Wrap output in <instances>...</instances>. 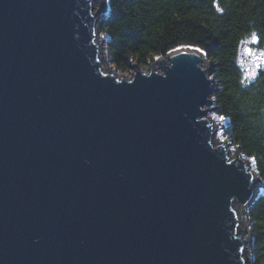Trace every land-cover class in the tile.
I'll list each match as a JSON object with an SVG mask.
<instances>
[{
    "label": "water",
    "instance_id": "obj_1",
    "mask_svg": "<svg viewBox=\"0 0 264 264\" xmlns=\"http://www.w3.org/2000/svg\"><path fill=\"white\" fill-rule=\"evenodd\" d=\"M98 1L0 0V264H252L264 181L214 140L205 52L116 75Z\"/></svg>",
    "mask_w": 264,
    "mask_h": 264
},
{
    "label": "trees",
    "instance_id": "obj_2",
    "mask_svg": "<svg viewBox=\"0 0 264 264\" xmlns=\"http://www.w3.org/2000/svg\"><path fill=\"white\" fill-rule=\"evenodd\" d=\"M101 23L110 61L121 72L181 45L202 49L214 78L215 110L264 181V68L246 80L238 61L247 37L255 35L264 48V0H109ZM249 220L254 264H264V195L250 206Z\"/></svg>",
    "mask_w": 264,
    "mask_h": 264
},
{
    "label": "rangeland",
    "instance_id": "obj_3",
    "mask_svg": "<svg viewBox=\"0 0 264 264\" xmlns=\"http://www.w3.org/2000/svg\"><path fill=\"white\" fill-rule=\"evenodd\" d=\"M96 8H99V1L96 0ZM108 13V11L105 12L104 11L102 13H100L97 17V25H100L103 18L106 16V14ZM104 34L105 35V39L104 42L102 44V36H100V45L102 44L103 47V55H104V59H105V64L107 66V69L110 70H114V66L112 65L111 61H110V57H109V53L107 51V41H108V35L106 33L103 32L102 28H101V33L100 35ZM154 61V60H153ZM152 61V62H153ZM238 61L239 64L242 66V69L244 71V75L246 77V80L250 79L251 77H253L254 75L257 74V72L261 69L264 68V48H262L261 46H259L257 43L254 42L253 37H247L246 39H244L242 41L241 44V50L239 52V57H238ZM152 62H150L149 64H151ZM149 64H147L146 66H141V68H149ZM155 68H159L160 67V62L155 63ZM102 67L106 68L104 63L102 62ZM116 69V68H115ZM130 72H121L119 70L115 71L116 75H123V76H130L132 74V70L134 69H130ZM207 108L208 107H212L210 109H208L207 111V117L214 121V125L216 126V131H215V135H214V140H216L217 143H221L224 142L226 144L227 149L229 150L230 154L234 155L235 151H233L236 147L234 145H237L228 135L227 133V128H228V124L226 119H223V124L219 122L220 117L216 110H215V101L213 100V98L211 99V102L209 105H206ZM219 122V123H218ZM240 156L242 158L247 159V161L249 162V164L252 167H255V162L253 163L252 159L247 158L246 156L242 155L240 150H239ZM249 208L250 207H246L247 213L249 215ZM238 211H241L240 213L242 214V207L241 209L239 208ZM242 232L244 234H248L247 230L242 229ZM250 231H251V254L253 255L252 257V264H254L255 262V257H254V253H253V243L255 241L254 235L252 233V229H251V222H250ZM249 245V243H247V246ZM246 264H251L250 261V257H249V251L247 250V254H246Z\"/></svg>",
    "mask_w": 264,
    "mask_h": 264
},
{
    "label": "snow or ice",
    "instance_id": "obj_4",
    "mask_svg": "<svg viewBox=\"0 0 264 264\" xmlns=\"http://www.w3.org/2000/svg\"><path fill=\"white\" fill-rule=\"evenodd\" d=\"M253 39H255V35L253 36ZM200 51H203V50H200ZM220 119L223 120V119H225V117L221 116ZM250 159H252L253 163L255 162V158L254 157H252Z\"/></svg>",
    "mask_w": 264,
    "mask_h": 264
},
{
    "label": "bare ground",
    "instance_id": "obj_5",
    "mask_svg": "<svg viewBox=\"0 0 264 264\" xmlns=\"http://www.w3.org/2000/svg\"><path fill=\"white\" fill-rule=\"evenodd\" d=\"M219 122L222 123V124L224 123L223 120H221V119L219 120ZM219 122H218V123H219ZM213 124H214V121H213ZM214 127L216 128L215 125H214ZM254 169H255V168H254ZM257 177L260 178L259 175H258ZM260 179H261V178H260ZM261 180H262V179H261ZM244 236H246V234H244ZM247 243H248V242H247Z\"/></svg>",
    "mask_w": 264,
    "mask_h": 264
}]
</instances>
